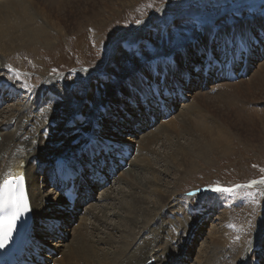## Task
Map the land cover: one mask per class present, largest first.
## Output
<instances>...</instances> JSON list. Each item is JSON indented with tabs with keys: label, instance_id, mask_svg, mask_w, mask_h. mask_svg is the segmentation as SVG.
<instances>
[{
	"label": "rangeland",
	"instance_id": "rangeland-1",
	"mask_svg": "<svg viewBox=\"0 0 264 264\" xmlns=\"http://www.w3.org/2000/svg\"><path fill=\"white\" fill-rule=\"evenodd\" d=\"M117 2L114 0H0V61L4 63L0 72V81L11 82L24 90L26 88L28 92L35 90V93L41 86L47 84L48 91L56 90L60 96L63 95L64 100L72 104L66 106L64 112L72 117L75 112L85 113V110H88L87 103L91 102L94 107L100 105L99 103L104 104V96L107 97L109 92H113L114 97L116 95L121 99L116 92H123V89L120 90L121 85L125 83L127 87L132 79L129 77L130 74L140 70L144 61L149 58L172 54L186 44L185 47H191L192 39H196L198 43L208 40L203 36L208 28H226L232 20L259 19V16L264 15V0ZM122 4L125 6L123 7ZM147 20L149 24L146 28L130 33L122 43H113L120 33ZM202 57L201 54L200 60ZM250 65L252 66L248 75L238 81L246 82L256 74L264 65V54H261L257 60L251 61ZM259 71L257 78L262 75L263 78L259 85V82L255 85L257 88H254L250 96L246 95L245 91L243 97L237 96L233 90L224 97L223 91H218V88L227 82L215 85L207 79L204 80L205 83L199 84L201 76L197 74L196 80L191 82L194 85L185 90L180 100L172 102L169 114L165 116L152 105L148 104L145 107L137 102L143 110V115H147L146 109H150L155 115L146 116L151 124L141 131H137L139 124L132 120L135 119V114L131 113L128 100L125 99L120 104L116 99L113 107H110L116 122H112L111 127L107 125L110 119H105L102 126L107 132L113 130L111 132L113 136L122 140V143L127 144L132 150L128 151L129 157L124 162L126 166L122 171L114 170L111 173L112 177L109 173L111 170L108 173L106 171L108 166L106 169L100 168L99 172H102L104 182L102 185L96 183L94 185L96 188L94 187L91 193L79 192L82 198L76 200V208L70 210L72 218L68 221L69 225L67 227L58 225L61 230L56 229L55 235L46 232L44 243L48 245L52 260L50 263L48 261V264H63L62 255L67 252L66 247L85 242L97 246L95 241L98 237L111 238L114 242L122 239L124 234L118 229L121 220L113 214L125 216L122 207L125 208L131 202L130 196L134 191L139 192L136 185H133L135 181L133 184L129 183L132 179L127 174L135 169L133 165L129 167L132 160L143 156L150 159L148 160L150 171H144L139 175L141 181L152 184L155 182L163 190L176 193L173 210L165 217V221L170 223L175 219L176 221L184 218L193 219V222L190 221V226H194L189 231L187 245L182 252L183 255L188 250L189 254H186L182 264H197L202 249L208 250V253L210 250L211 255L213 245L226 240L228 247H220L212 254L214 264H255L256 262L264 264V196L257 195L253 200L244 195L245 192L257 189L264 192L262 184L254 185L253 189H235L236 194L233 195L209 189L218 186L234 188L236 185H246L249 181L264 177V72L261 69ZM17 75L19 79L15 78ZM99 75L108 76V82L97 84L93 78L98 79ZM33 78L37 80L33 81ZM123 79L124 83L121 81ZM91 85H95L94 89ZM200 87L202 90L200 93L204 94V98L202 101H196L197 113L182 108V103L188 106L192 104L189 96H193ZM243 90L242 88L241 91ZM221 95L226 100L221 98ZM226 97H229V101ZM230 99L235 100L231 103L232 106L230 102L233 101ZM27 102L24 105L16 104L15 101L6 103L0 108V122L12 115L17 106L25 107ZM243 103L247 105L242 107ZM89 112L88 110L87 113ZM16 115L14 113V116ZM182 115L188 121H186L187 127L175 126V122L180 121ZM61 121L59 123H62ZM79 127L76 125L73 129ZM116 127L118 131H115ZM66 130H60L58 133L57 147L64 142L62 138L65 137H62V134L70 135L71 130L69 132ZM132 131L136 134L135 137L130 134ZM210 133L211 135H208ZM153 134H157L158 138L149 144L148 153L137 150V143ZM116 159L120 158L116 157ZM104 174L109 176L108 183H105ZM96 178L90 177V180L97 182ZM125 180L128 181L126 186L123 184ZM51 187L48 183L43 184L42 194L51 193L53 191ZM194 190L197 194L200 193L198 190H205L203 193H207L194 196L192 199L186 198L185 194ZM101 194L110 198L105 201L101 199ZM216 197L221 199L219 208L203 205L202 210L205 212L202 215L196 213L188 216L185 212L188 209L187 203L194 209L201 201H211L213 198L217 199ZM73 207L74 205L71 206ZM63 211L64 209L60 212V219L68 214ZM56 212L57 210L53 215L59 216ZM93 217L98 218V221H93ZM259 225L261 229H258ZM79 232L80 236L77 237L76 234ZM243 240L241 245L246 246L245 248L256 242L254 252L245 262L237 259L240 254L239 249L232 250L234 243ZM97 247L99 254L102 253L101 250L105 252L109 248L102 244H98Z\"/></svg>",
	"mask_w": 264,
	"mask_h": 264
},
{
	"label": "bare ground",
	"instance_id": "bare-ground-1",
	"mask_svg": "<svg viewBox=\"0 0 264 264\" xmlns=\"http://www.w3.org/2000/svg\"><path fill=\"white\" fill-rule=\"evenodd\" d=\"M114 1L116 2L118 1L117 3L119 2L121 3L124 0H114ZM122 6L124 7L125 4H122ZM91 10H92V14H94L93 8H91ZM148 24H149V20L144 21V22L142 21L140 23L135 24L134 26H132L130 30L126 29L125 31L120 33L115 38L113 43L115 42L122 43L125 37L128 36L130 33L134 31L138 32V30H143L144 28H146ZM100 25H101V22H100ZM202 41L199 43L197 42L198 46L196 45L194 49H193V46L185 47L186 49L185 52L179 53L178 52L179 50H178L177 52L174 53V54H179V55H175V61L177 62V71L178 72L183 71L185 74L188 75V79H189V82H187V80L185 78L180 77L177 72H174L172 74L173 78L177 80L176 83L178 87L182 90V92L184 90H188L189 88H191L194 85L191 82H194L196 80V77L198 76L197 74H194L192 69L189 67L192 63H195V64L199 63L200 57L198 55L199 54L198 50L203 45L208 44L209 40H205L203 42ZM260 48L262 49V52H259ZM250 54L251 55L248 60V64H251V61L257 60V58H260L261 54H264V43L262 41H259L258 47H254L253 51ZM3 64L0 61V72L2 71ZM260 69L261 71L264 72V65H262V67L258 69L256 74L250 77L246 82H244V80L238 81L241 78L236 80L238 82L226 81L224 76H222L220 72H215L216 70H214L213 73H209L208 78L206 79H204V76H203V80L206 81L207 79H210L212 84H215V85L220 82H227L226 84H221L218 88V91L219 90L223 91L222 95H224V97H225V94L227 95L228 93H231V91L233 90L237 96L243 97L244 91L246 95L250 96L252 92H254L253 90L255 88V85H257L258 82H259L258 83L259 85L260 80L263 78V75L260 76L259 79L257 78L259 76ZM248 70H249V67H248ZM88 77H90V75H88ZM129 77H132V79L131 81L128 82V85H131V86L133 85L137 87V83L135 82L136 74L131 73ZM93 79H95V82L97 84H99L100 82H103L102 79L100 80L99 78L98 79L93 78ZM36 80L34 79L33 81H36ZM121 81L124 83V79ZM200 81H202V79H200ZM239 83L240 85H238ZM94 87L95 85H91V88L94 89ZM242 88L244 89L243 91H241ZM122 89H123V92L122 93L119 92V94L121 95V99L117 98L116 95L114 97L113 92H109L107 97L104 96L103 101L104 103L105 102L107 103L106 106L108 107V110L106 112V116H107L106 119H110V122H108L109 124L107 125L111 126L112 122H116L115 120L116 117L112 115L110 107H113V104L116 102V99L118 100L120 104L123 100L126 99L128 100L130 110H132L131 113L135 114V117H134L135 119H132V120H134V123L139 124V128L137 129V131H141L142 129L147 128L151 123L149 122L150 120L148 121L146 119V116L154 117L155 115L151 112L150 109L148 110L146 109L145 111V113H147L146 116L143 115V112H142L143 110L139 107V103L141 105H143V103L139 100V98L134 93L129 91V88L128 86L126 87L125 83L121 85L120 90ZM41 91H44V92L48 91L47 84H44L43 86H41L40 89L38 90L39 93L37 92L38 94H41V93L45 94L44 92H41ZM201 91L202 90L200 87V89L196 90V92L193 93V96H189L191 98L192 104L188 106L186 103L184 105L182 103V108H185V110L190 109L191 113L193 111L194 112L197 111L198 102L196 101L198 100L202 101V99L204 98L203 97L204 94L200 93ZM53 92L56 93L57 91L53 90ZM31 93L38 95L37 93H35V90ZM4 94H7V92ZM30 94L26 95L22 99V101L16 100V104L18 103L20 105H24L27 102L26 98ZM57 94L60 95V93L58 92ZM4 98H7V96L5 95ZM88 98L90 99L89 95H88ZM221 98H223V96ZM164 101H165V103L163 104L165 105L164 111L160 110L161 105H156L154 101L151 99H148L145 104L146 106L150 104L153 107L159 109L160 112H162L165 116L166 114H169L168 111L170 110L172 106L173 100L164 99ZM232 101L233 102H230V105L231 103H234L235 100L233 99ZM222 102H225V101H222ZM27 103L28 104L25 107L21 108L20 106H17V108L13 110L14 113L17 114L16 116H14V113L12 115L10 114L11 117L6 116L7 118L0 122V182L4 180L5 178H8L9 176H14L18 172H23L25 174L27 178V183H28L30 200H31L32 208L35 214V226L33 227V236L35 237V240L38 242L37 250L39 251L38 253H36V258L32 257V263L33 264H48V261L50 263L52 262V260L49 256L50 250L47 248L48 245L46 246L44 243L45 242L44 235L46 234V232L47 233L50 232V235L51 234L55 235L56 229H58L59 231L61 230L60 226L65 225L67 227L69 225L68 223H70L68 222L69 219L72 218L70 217L72 216L71 214L72 211L70 210L72 209L74 210L76 208L75 204H74V207L71 208L70 200L64 197V195L61 194V191L55 190V188L53 187L54 185H52L53 191L51 193H48V195L42 194L41 192L42 185L47 184V177L45 176V172L48 170L49 164H51L55 159L59 158L58 156H63L66 159L70 157L72 161H70L69 159L68 161L70 162L71 167L73 168V170H75V173L78 176L77 181H76V187L79 188L80 194H83L85 192L91 193L92 189H94V187L96 188V186L94 185L98 183V182H93L92 180H89L90 178L89 173L91 169H94L98 172L100 170L99 165H94L96 161H98L102 157L104 158L105 162H106V159H109L112 162V165L109 166L106 164L108 166L106 171L108 173L109 167L113 166L112 168L113 170L111 169V172L109 171L110 176H111V173L114 172V170L118 169V171H122V169L126 166V163L124 164V162L129 157V155L122 154V151H123L122 146L124 145L126 148H128L129 152L132 150H130V148L127 147V144H123L122 140H120L119 138H116L115 135L113 136V134L111 133L113 130H111L109 133L105 132L106 128L102 126L104 124L103 120L105 119L102 118V124L99 123L100 129H98L97 131L93 130V136H94V133H100L101 137H104L106 140L110 139V141L114 143L113 146H111L112 151L109 152L107 155H105L103 151H100V155L98 157L95 155L93 159H90V157L88 156V153L84 152L82 149L83 146H81V143L83 141H79V139L81 138L80 134L76 133V130L80 129L81 127L73 129L75 128L76 125L80 126L79 123L76 121H73L74 127L72 128L69 126L67 127L66 125L68 124L69 122L68 119H70L71 116H67V113L64 114L65 108L66 106H72V104L69 103L68 100H64L62 98V101H60L59 103L52 104V105L49 104L48 106L47 105L43 106L41 110H37L36 106L34 107L32 106L34 104V99L30 100ZM133 104H135V106H133ZM244 105H247V104L243 103V105L241 106L243 107ZM233 106L235 105L233 104ZM75 113H78V112H75ZM182 116L183 117L181 118L180 121L178 120L177 122H175V126H183V127L186 126L187 119H184V115ZM60 120H62L61 121L62 123H59ZM51 123L54 125L53 126L54 128L53 127L49 128V125ZM226 125H229V124H226ZM65 128H68L71 130L70 135H68L70 138L66 135L63 136L61 132L60 133L62 134L61 136L65 137V138H62L63 139L62 141L64 142L63 143L61 142L62 144L58 145L59 147H57L58 142L56 138L58 137V133L60 132V130L61 131L66 130ZM83 128H85L86 132H88V128L86 127H83ZM45 130H47L46 134L44 133ZM70 130H66V132H69ZM115 131H118L117 127ZM133 132L134 131L130 132V134L135 137L136 134H134ZM223 132H225V130H223ZM211 133L208 135H211ZM66 138H68V140H65ZM146 138L141 140V142L137 143L138 145L137 150H139L140 152L146 151L148 153L149 144L152 143L154 140H156L158 138V135L153 134L151 135V137H148L147 139ZM128 140L130 139L128 138ZM74 142L75 144H72ZM131 142H134V140H131ZM113 156L115 157L113 158ZM116 157L120 159H116ZM148 160L150 159L144 156L139 157L137 159L135 158L132 160V162L129 165V167L133 165L135 168L134 170L129 171L127 174L132 179V181L131 182L129 181V183L133 184V181H135L133 185H136V188L138 189L139 192L137 191L138 193H136L134 191L137 195H135L134 192L133 194L130 193L131 202L127 205L125 204L126 205L125 208L122 207V210H124L126 214L125 216H122L121 214H118V213L113 214L116 218H119V220H121L120 221L121 226H119L118 229L119 231H121V234H124L122 239L119 240V242H114V240H112L111 238L98 237L97 240L95 241L97 246L98 244H102L107 247L109 246L108 250H106L105 252L101 250L102 252L101 254H99V248L97 246L89 244L88 242H85L81 245L76 244L75 246L72 245V246L66 247L67 252H64L62 255L63 264H145L146 262L150 260H154V264H182L184 263V257H186V254H189V251L187 250L183 255H182V252L185 249V246L187 245L189 231H191L192 226H194V225L190 226L191 224L190 221L193 222V219L191 220L190 218H187V219L184 218L182 220H177V221L175 219V221H171L170 223L165 221V217L171 212V210H173L172 209L174 207L173 202L176 199L174 196L176 195V193H174L173 191L171 192L169 190H165V189L163 190L162 187L156 185L155 182L152 184L151 182L149 183L148 181L145 183L141 181V178L139 177V175L144 171L145 172L150 171ZM85 162L93 165L92 168H85V164H84ZM145 162H147V164H145ZM74 164H77V167L79 168V172L76 171V166H74ZM104 168L106 169V167ZM37 170H40V174H36ZM105 177H106L105 183H108L110 180L109 176L105 175ZM83 180L86 181V183H83ZM123 184L125 186L128 185V181L127 180L123 181ZM262 186L264 187V184H262ZM59 194H61V196H59ZM108 198H110V196L106 197L104 196V194L103 195L101 194V199H104L105 201H107L106 199ZM62 209H64L65 213H68V214H65L63 219H60V212L62 211ZM56 210H57L56 213H58L59 216L57 214L53 215L55 214ZM53 219H57V220H53ZM93 221L95 222L98 221V218L95 217ZM40 222H42L43 225H39ZM50 225H53V226H50ZM55 226H57L58 228H54ZM260 227L261 225L258 226V229H261ZM176 228H177V231H176ZM80 232L76 234L77 237L80 236ZM48 238H51V237H48ZM226 241H220L217 243L215 242L216 244H214L212 247L213 253H211V255L209 254L210 250L208 253V250L202 249V253L198 257L199 259L198 260L196 259L197 264H214L215 263L214 258H213L214 255L212 254H214V251H216L220 247L221 248L228 247L226 246ZM243 242L244 240L234 243V246H232V250L239 249L240 254L238 255L237 259L242 260V262H245L250 256V254L254 252V246L256 242H253V244L251 242L252 245H249L247 248H245L246 246L241 245V243ZM92 243L94 244V242ZM241 246H243L242 250H240ZM55 247L58 248V246H55ZM39 255H40V258H38Z\"/></svg>",
	"mask_w": 264,
	"mask_h": 264
},
{
	"label": "snow or ice",
	"instance_id": "snow-or-ice-1",
	"mask_svg": "<svg viewBox=\"0 0 264 264\" xmlns=\"http://www.w3.org/2000/svg\"><path fill=\"white\" fill-rule=\"evenodd\" d=\"M9 70L11 71V69ZM15 78L19 79L18 75ZM23 179V176L9 177L0 182V210H4L3 214L0 215V248H3L7 241L12 238L13 231L17 229L16 222L29 211L28 201L20 190ZM258 184H264V177L259 180L249 181L246 185H236L234 188L218 186L213 191L233 195L236 194L235 189H253V186ZM189 195L194 197L195 193H190ZM244 195L255 200L257 195L264 196V192L257 189L245 192ZM26 226L27 221L20 225V227Z\"/></svg>",
	"mask_w": 264,
	"mask_h": 264
}]
</instances>
